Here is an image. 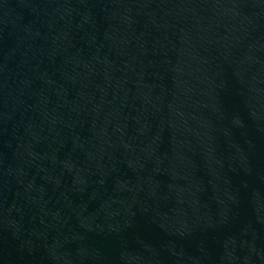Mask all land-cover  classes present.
Returning <instances> with one entry per match:
<instances>
[{
  "label": "water",
  "instance_id": "95a60500",
  "mask_svg": "<svg viewBox=\"0 0 264 264\" xmlns=\"http://www.w3.org/2000/svg\"><path fill=\"white\" fill-rule=\"evenodd\" d=\"M0 264H264V0H0Z\"/></svg>",
  "mask_w": 264,
  "mask_h": 264
}]
</instances>
